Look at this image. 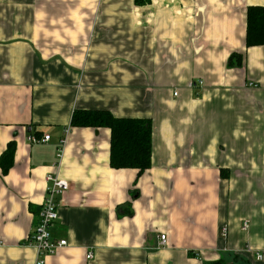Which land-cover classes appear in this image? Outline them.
<instances>
[{"label":"crops","instance_id":"1","mask_svg":"<svg viewBox=\"0 0 264 264\" xmlns=\"http://www.w3.org/2000/svg\"><path fill=\"white\" fill-rule=\"evenodd\" d=\"M249 6L264 0H0V156L14 145L0 264H35L48 174L69 183L52 228L67 246L44 264H264V46L245 47ZM77 110L149 119L150 168L112 169L110 131L71 127Z\"/></svg>","mask_w":264,"mask_h":264},{"label":"trees","instance_id":"2","mask_svg":"<svg viewBox=\"0 0 264 264\" xmlns=\"http://www.w3.org/2000/svg\"><path fill=\"white\" fill-rule=\"evenodd\" d=\"M150 0H135L136 4ZM264 46V7L246 10L245 47ZM241 66L242 55L233 53L228 66ZM71 127L106 128L110 131L109 164L112 169H134L138 175L151 165V121L149 119L115 118L107 111H74ZM14 161V145L9 144L0 156V169L6 174ZM206 264H226L222 259Z\"/></svg>","mask_w":264,"mask_h":264},{"label":"built area","instance_id":"3","mask_svg":"<svg viewBox=\"0 0 264 264\" xmlns=\"http://www.w3.org/2000/svg\"><path fill=\"white\" fill-rule=\"evenodd\" d=\"M195 85L196 83L192 84L191 86L195 87ZM174 96H177V92L174 93ZM68 133L69 128L65 129L64 135L57 149V158L59 161L63 155V149L67 141ZM27 140L31 144L45 143L49 140V136H44L41 139H38L34 136H29ZM45 180L47 182V187L45 189V196L40 208L38 223L34 227V230L26 243L36 252L37 257L35 264H44L45 256L54 255L59 251V249L67 246L66 240L53 238L52 228L58 219L57 199L58 197L63 196L69 190V183L64 179H60L56 174H48L45 177ZM246 227L247 225L244 224L243 230H245ZM221 235L223 237L226 236V228L222 229ZM159 240L161 244H165L166 236L160 235ZM90 258L91 254L89 253L86 255V259L89 260ZM258 258L260 259L261 257L258 256Z\"/></svg>","mask_w":264,"mask_h":264}]
</instances>
